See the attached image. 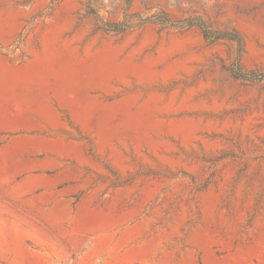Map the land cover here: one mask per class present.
Returning a JSON list of instances; mask_svg holds the SVG:
<instances>
[{"label":"rangeland","instance_id":"rangeland-1","mask_svg":"<svg viewBox=\"0 0 264 264\" xmlns=\"http://www.w3.org/2000/svg\"><path fill=\"white\" fill-rule=\"evenodd\" d=\"M0 264H264V0H0Z\"/></svg>","mask_w":264,"mask_h":264},{"label":"trees","instance_id":"trees-1","mask_svg":"<svg viewBox=\"0 0 264 264\" xmlns=\"http://www.w3.org/2000/svg\"><path fill=\"white\" fill-rule=\"evenodd\" d=\"M92 13H95L91 10ZM97 16V15H96ZM105 26V29L106 30H113V31H118L120 30L121 28L118 27V25L116 23H112V24H104ZM182 26H185V27H191V26H198L202 32H203V35L204 37L207 39L208 36H207V31H206V27L205 25L203 24V22H200L199 20L198 21H194V20H191L189 22H186L185 24H183ZM223 37H227V38H230V39H234L238 42H240V38L238 36H236L235 34H232V33H223L222 34ZM250 75V76H249ZM253 74H242V73H236V76L237 77H240V78H251Z\"/></svg>","mask_w":264,"mask_h":264}]
</instances>
